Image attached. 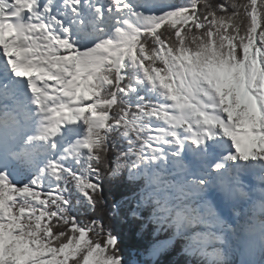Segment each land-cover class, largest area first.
Returning <instances> with one entry per match:
<instances>
[{
    "label": "snow or ice",
    "instance_id": "6c2138e0",
    "mask_svg": "<svg viewBox=\"0 0 264 264\" xmlns=\"http://www.w3.org/2000/svg\"><path fill=\"white\" fill-rule=\"evenodd\" d=\"M0 264H264V0H0Z\"/></svg>",
    "mask_w": 264,
    "mask_h": 264
},
{
    "label": "trees",
    "instance_id": "16d2710c",
    "mask_svg": "<svg viewBox=\"0 0 264 264\" xmlns=\"http://www.w3.org/2000/svg\"><path fill=\"white\" fill-rule=\"evenodd\" d=\"M106 195L108 206L96 215L101 216L106 225L111 224L120 235L122 241L121 247L125 250L126 255H131L135 258L137 246L150 238L147 235L148 229L141 227L139 222L135 221L130 213L128 215H124L123 212L120 214H113L111 208L113 201H120L124 204L125 211L130 206L134 207V202L131 204L125 202L133 201L135 193L132 188L128 186L127 181H124L112 185L111 191H108L106 187Z\"/></svg>",
    "mask_w": 264,
    "mask_h": 264
}]
</instances>
